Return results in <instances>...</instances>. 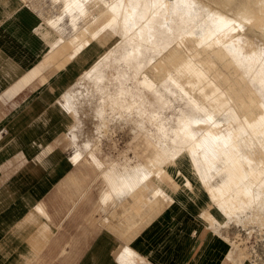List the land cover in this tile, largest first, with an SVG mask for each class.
<instances>
[{"label": "rangeland", "instance_id": "obj_1", "mask_svg": "<svg viewBox=\"0 0 264 264\" xmlns=\"http://www.w3.org/2000/svg\"><path fill=\"white\" fill-rule=\"evenodd\" d=\"M159 1L74 0L76 8L82 12L83 4L86 5L89 11L92 8L88 16L90 18L97 14V10L93 9L94 3L96 5L98 2H102L106 8L112 10L110 20L102 19L96 24V30L93 32V34L98 35L97 38L102 43L108 45L110 56L102 63H99L94 71L89 72L88 76L83 73L81 79L75 83L71 80L72 82L70 81L69 85L63 89L62 100L60 102L56 101L54 107H51V111L49 110L50 112L55 110L56 113H60L61 118L67 119H65L66 121L62 119L63 132L60 140L66 146H70L72 151L73 146L75 148L78 147L76 154L79 153L83 161L86 162L90 160L89 158H93L101 167H108H104L106 171L116 172V176L122 168L126 169H123L125 172L122 170L121 174L125 173L129 177V174L132 176L134 174L135 177L129 178L131 182L128 181L131 183L129 186L132 189L134 187V190L123 194L124 197L120 202V207L126 212L125 219L130 214V216L135 215L133 218L137 220V214L140 211V209L137 210V207L141 205L142 199V204L145 206L148 203L147 200L150 202V197L154 196L152 192L154 188L149 185L150 189H148V185L145 182L150 184L153 177L157 178L161 171H166L169 174V159L172 158V155L182 151L189 156V147L192 145L199 144L198 146L202 147L199 149V153L200 156L206 157L208 160V165L205 167L207 173L213 174L214 179L216 177L218 181L221 174V171L217 170L219 164H221L220 151L217 150L216 146L217 138L210 133V131L213 132L217 129V121L215 119L220 115L218 112L220 104L213 101L215 92L213 87H209L210 81L206 79L203 83H197L196 77L185 74V71L181 72L183 74L182 79L172 81L171 78H168L165 83L161 82L155 84V86L139 79L138 74L142 72V69L145 71L148 68L146 63L163 51V48L159 45H154L156 42L164 43L166 38H170V42H177L181 37H192L198 45L204 43L202 40L203 35L200 32L197 33V26L193 27V22H188L191 30H187V22L177 14V12H180L177 8L181 6H178L176 2L185 3V0H166L169 4L168 7L165 4H162L161 7ZM74 2L73 0H9L8 6L0 3V11H9L11 13L10 5L13 4L15 6L14 9H16L25 3L26 5L23 4V7L29 9L39 21L31 27L28 33L30 35L33 34L43 45L47 42L49 46V48L47 45L45 46L43 53L54 46H56L57 50L66 51L68 49L63 50L64 47L61 46L60 42L62 40L66 41L68 43L66 47L68 48L70 47L69 43L73 45L77 29L81 28L86 22L84 15H78L76 14L78 11H72V9H75L72 5ZM153 2H155L154 6ZM195 2L200 5L201 9L203 7V10H199L200 13H203L208 8L210 11H215L216 9V11H222L235 19H237V13L245 4H250L255 8L261 6L260 0H195ZM64 7H67V10ZM70 7L73 8L71 9ZM156 12L159 16L154 15ZM117 13H119L118 19ZM202 15L199 16L200 20ZM115 17L117 20L112 23ZM166 18H170L173 21L172 32L168 31L170 27L168 23L164 25ZM44 21L52 29L48 28L49 26ZM16 28L20 33L21 30L18 27ZM55 33L57 34L55 35ZM242 35L249 38L245 41L246 43L239 44L240 58L238 57V59L242 62L243 67L247 69L250 65V61L248 62L247 60L248 55L259 54L263 51L260 48H264V31L246 23ZM172 37L173 39L171 40ZM253 47H257L261 51L254 50ZM256 51L259 53H256ZM71 52H73V49ZM65 56L67 54L56 53L54 54V59L59 57L64 59ZM70 56L73 57V53ZM46 68L47 71L45 73L49 74L48 69L51 67L47 66ZM72 68H61L55 63L52 74H49V79H53L52 86H58L59 80L62 79L58 76L59 74H65L68 79L69 75H67V72L73 74ZM254 81L256 86L259 85L264 88V81L257 79ZM190 83H192L191 88L189 87ZM68 88L70 91L67 94ZM195 94L200 99H203V95L208 94V100L205 105L203 102L195 100L193 96ZM61 105L65 106L67 110ZM203 121L205 123H202ZM206 125L208 129L200 128ZM82 147L84 149H81ZM76 154L74 153V155ZM165 156L168 161L163 160L159 164L154 161L156 157L162 159ZM102 161L105 163L104 165ZM104 168L101 171L103 174L105 173ZM146 172L150 174L148 175ZM162 175L164 176V173ZM118 176L121 177L120 174ZM119 177L116 184L120 182ZM141 178H143L142 181H139ZM136 179L138 180L135 183L134 180ZM137 182L139 184L142 182L145 187L139 186L144 187L145 194L149 191L148 193L152 194V196L149 197L147 195L148 198L145 194L144 196L140 194L139 192L144 193V191H140L143 188L138 187ZM164 185L168 186V183ZM229 185L231 189L235 188V184L233 188L231 184ZM228 191L224 196L222 194L223 198L220 195V199L225 202L220 200L222 208L218 206L223 219L221 221L217 220V222L214 220L216 223L212 222L214 223L212 227L216 229L220 225L222 232L225 233L220 232V234L236 242L235 248L237 250H239L237 244L245 248V252L253 264H264V226L245 219L246 212L244 210L241 214L236 213V193L234 190H229V188ZM137 193H139V196ZM131 194H133V197H130ZM228 194L231 196L234 194L233 198L231 196L229 197L232 198L230 200L226 198ZM240 196L242 202L246 200L245 194H240ZM139 197L141 200H139ZM129 198L131 203L138 204L139 202L140 204L138 206L137 204H131ZM228 202L229 204L232 202V205L230 204L231 208ZM225 204L229 206L227 207ZM132 207L136 209H132ZM226 209L227 211H224ZM132 210L136 211V213H132ZM144 211L142 209L141 212L144 213ZM216 230H219V227Z\"/></svg>", "mask_w": 264, "mask_h": 264}, {"label": "crops", "instance_id": "obj_2", "mask_svg": "<svg viewBox=\"0 0 264 264\" xmlns=\"http://www.w3.org/2000/svg\"><path fill=\"white\" fill-rule=\"evenodd\" d=\"M22 7L0 21V264H220L204 254L221 256V239L190 223L188 210L127 221L106 166L72 161L78 147L60 140L67 119L50 112L64 90L47 79L54 61Z\"/></svg>", "mask_w": 264, "mask_h": 264}, {"label": "bare ground", "instance_id": "obj_3", "mask_svg": "<svg viewBox=\"0 0 264 264\" xmlns=\"http://www.w3.org/2000/svg\"><path fill=\"white\" fill-rule=\"evenodd\" d=\"M8 1L9 0H0V3L8 6ZM196 2L195 0H185V3H180L177 1V5L181 6L177 8L180 11L177 12V14L180 18H184L187 22V30H191V26L189 25L190 23L188 22H193V27L197 26V33L200 32L203 35L202 40L204 43L202 45H198V43L195 42L192 37H181L177 42H170V38H166L164 43L156 42L154 45H159L161 48H163V51L156 57L151 58V60L146 63L148 68L145 71L142 69V72L138 75L140 80L148 84L151 83L150 85L153 84L154 86L155 84L161 82L165 83L168 78H171L172 81H178L182 79L183 74L181 72L183 71H185V74L191 75V77H196L197 83H203V81L206 79L210 81L209 87H213L215 92V98L213 101L219 102L220 104L218 109L220 115L215 119V121H217V129L213 132L210 131V133L217 138L216 146L217 150L220 151L221 164H219L217 170L221 171L219 176L221 181L219 180V183L216 177L214 179L213 174H208L205 170V167L208 165V160L206 157L200 156L199 149L202 147L198 146L199 144L192 145L189 147V156L184 154L182 151L172 155V158L169 159V174L166 171H161V174L159 173L157 178L153 177L151 180L152 184L145 182L148 185V189H150L149 185H152V188H154L152 190L154 195L152 198L150 197L152 194H149L147 189L146 190L148 192L145 194V186L143 183L140 182L141 184H139L137 182L138 187H140L139 185L144 186L140 187L143 188L140 191L143 190L144 193H139L143 194V196L144 194L145 196L149 195L151 200L149 202V200L146 199L148 203L144 206L142 204V199L140 202L141 205L138 206L140 203L138 202L137 198L136 200L138 204L132 203L133 205L137 204V210L140 209L137 214L138 219L134 220L133 217L135 215L130 216L129 214L126 217V220L136 224L140 223V221L141 223L146 222L151 220L157 213L166 207L168 209L172 207V212L176 218L179 214L188 210L190 223H204L206 232L209 230H215L214 235L216 236L217 242L221 239V243H219L220 245L218 248L222 253L221 256H215L214 252L207 248L204 258H208L210 261L220 264H251L252 262L245 252V248L237 244V248L239 249L237 250L235 248L236 242L231 241L228 239V237L223 236L218 230H216L220 225H218V227L216 225V229H214L212 226L217 222V220L221 221L223 219L222 214L219 211V207L221 206L220 208H222L220 200H223L220 199V195L222 196L223 194L224 196V194L228 191V188L229 190H234L236 193L235 196L237 203L235 205V212L241 214L244 210V212H246L245 219H247L249 222L259 223L264 226V88H261L259 85H257V87L255 85L256 83H254L255 79L264 81V48H260L261 50L263 49V51H261L260 49L258 50L257 47H253L254 50L257 49V51L261 52L259 53L256 51V53H259L260 55L252 54L253 57H251L252 55H248L247 60L248 62L250 61V65L247 67V69L243 67L242 62L238 59L240 55L238 51L240 49L239 44L246 43L245 41L249 38H246L244 35H242L244 25L247 23L255 28H258L259 30L264 31V0H260L261 6L259 8H255L250 4H245L239 13H237V19L226 15L222 11H216V9L215 11H210L208 8L207 10H204L206 12L203 11V13H200V5H197ZM23 4L26 5L25 3ZM23 4L18 6L16 9H14L15 6L12 4L10 5V8L12 9V12H15L24 6ZM154 4L155 2H153V6ZM159 4L161 7L162 4H165L167 7L169 5L166 0H160ZM72 5L75 7V9L70 7L72 11H78L76 14H82L86 17L85 24L81 28L77 29V35L73 39V45L72 43H69V46L73 49V52H71L72 49L70 47L69 48L71 50L66 47V44L68 43L62 40L60 43L61 46L64 47L63 50H68H57L56 46H54L47 53V59H50L54 62L56 59L55 63L59 67H73V74L71 72H67V75H69L68 79L66 78L65 74L58 75L62 78L59 80L58 84V86H60L62 89H65L71 80H73V83H75L81 79L83 73L85 76H88L89 72L94 71L99 63H102L110 56V49L107 47L108 45L102 43L99 38H97L98 35L93 34V32L96 30V24L102 21V19L110 20L112 10L106 8L102 2H98L96 5L94 3L93 9L97 10V14L95 16L93 15L94 18H90L88 16L92 11V8L91 11H89L86 8V5L83 4L82 6H84V8L82 7V12L76 8L75 2ZM202 5L204 6V4ZM201 10H203V7ZM9 13V11H0V21L9 15ZM180 13H182V15H180ZM201 14L203 15L202 19L200 20L199 16H201ZM154 15L159 16L157 12ZM118 18L119 13H117V19ZM117 19L115 17L112 20V23H114ZM169 19L166 18L164 20V25H167L168 23L170 25L168 31L172 32L173 21L172 19L169 21ZM45 23L47 24V22ZM48 28L51 27L49 26ZM56 34L57 33H55V35ZM172 39L173 37L171 40ZM55 52L67 54V56H65L64 59H61V57L54 59V54H56ZM72 53L73 57L70 56ZM49 77L50 75H47L48 80ZM189 87H192V83L189 84ZM13 91L16 92L15 89H11L8 90L7 93L9 94ZM69 91L70 89L68 88L67 94ZM193 96L197 102L201 101L204 103V105L208 100V94L203 95V99L198 98L196 94ZM62 107L66 109L65 106ZM202 123L205 122L203 121ZM200 128L208 129V126L206 125ZM163 160L168 161L166 156L162 159H158L157 157L154 159V161H156L158 164ZM73 161L79 163L83 160L81 159L80 154L77 153L74 155ZM123 169L125 170L126 168H122V170ZM124 170L123 172H125ZM121 171H119L121 177L118 176V173L116 176V172L113 173L111 170L106 171V169L104 173L105 175L103 172H101V174L106 178V180L108 179V181L110 180L114 183L119 177L122 186L121 193L125 194L127 192H131V190H134V182L136 183L138 179L134 180L132 189L129 186V184H131L129 183L131 182L129 181V178L133 177L134 174L133 176L129 174L130 177L128 175L127 177L125 173L121 174ZM126 172L128 171L126 170ZM147 173L148 175L150 174L149 172H146V174ZM163 173L164 176L162 175ZM143 178H141L139 181H142ZM232 180H234L233 185L235 184L234 189H231L229 185H232ZM166 183H168V186L164 185ZM139 193H137L138 196ZM240 194L246 195L245 201L242 202ZM132 195L133 194H131L130 197H133ZM143 196L142 198H144ZM230 196L231 195L228 194V197L226 198H229ZM232 198H229V200ZM139 200H141L140 197ZM229 205H227V207ZM133 208L135 207H132V209ZM142 209L145 210L144 213L141 212ZM224 211H227V209ZM230 211L231 210H229V212ZM132 213L135 214L136 211L134 212L132 210ZM132 213L131 215H133ZM214 220H216V222H214ZM126 246H128V244ZM208 263L210 264V262Z\"/></svg>", "mask_w": 264, "mask_h": 264}]
</instances>
